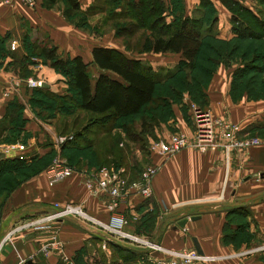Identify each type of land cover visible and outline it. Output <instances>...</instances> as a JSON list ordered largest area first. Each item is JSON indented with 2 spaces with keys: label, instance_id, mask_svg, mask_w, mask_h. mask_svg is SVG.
I'll return each mask as SVG.
<instances>
[{
  "label": "crops",
  "instance_id": "crops-1",
  "mask_svg": "<svg viewBox=\"0 0 264 264\" xmlns=\"http://www.w3.org/2000/svg\"><path fill=\"white\" fill-rule=\"evenodd\" d=\"M88 1L80 0L82 6ZM207 2L215 10L216 21L212 27L216 35L231 38L234 35L231 13L221 0H183L185 14L200 15L206 10ZM241 2L253 9L250 0ZM66 8L65 0H37L33 7L19 0L10 3L0 0V41L6 48L0 50V117L5 113L7 102L16 98L24 104V127L33 132L25 148L17 142L4 141L0 135V159L15 156L30 160L32 156H40L48 148L43 142L44 135L52 138L55 134L49 130L55 117L43 120L28 107L26 101L31 89L23 84L14 87L20 76L16 62L21 59L26 62L25 57L29 56L25 42L39 38L35 32L45 33L47 41L56 47L59 55L79 54L85 61L91 60L94 45L112 46L68 21ZM146 53L141 52V60L147 56L143 55ZM173 54L176 61L181 58L180 53ZM169 66L163 72L170 70ZM231 73L230 67L223 63L218 65L205 87L207 106L214 114L225 113L232 121L238 122L241 127L238 133L263 138L261 143L234 148L228 153L222 150L202 152L189 147L170 156L152 153V161L160 165L153 177L152 196L144 198L139 193H133L120 203L119 210L127 216L138 213L139 218H151L150 229L143 231L164 246L192 247L201 252L224 255L223 259L213 264H264V251H246L256 243L264 242V129L260 128L264 126V97L248 98L245 92L233 97L230 92ZM60 78V73L53 69L48 71L43 82L49 84V89L59 92ZM172 106L175 111L173 128L188 129V122L177 103ZM81 166L72 175L52 185L42 168L12 188L7 196L0 194V264H26L27 260L31 264H77L75 255L83 245L89 248L97 246H89L93 241L107 245L108 237L103 230L72 216L40 227L21 228L3 240L5 233L14 225L42 215L55 203H81L91 214L107 219L109 211L104 205V196L91 195L83 181L85 175L97 167L88 162H83ZM6 176L7 172L0 171V192L10 187ZM225 184L233 191V199L207 201L205 195L208 192L224 189ZM154 208L157 212L150 215ZM184 218L185 222L181 224ZM47 242L51 243V247L45 252L42 246ZM146 255L152 258L150 252Z\"/></svg>",
  "mask_w": 264,
  "mask_h": 264
},
{
  "label": "trees",
  "instance_id": "trees-1",
  "mask_svg": "<svg viewBox=\"0 0 264 264\" xmlns=\"http://www.w3.org/2000/svg\"><path fill=\"white\" fill-rule=\"evenodd\" d=\"M114 1L124 3L133 12V16L140 19L141 27L148 30V33L142 34L139 51L180 53L181 58L177 60L172 69L165 73L166 78L163 80H169L175 74L183 73L186 80L190 83L193 82L192 85L195 89L197 87L196 91L200 95H205L207 104V94L204 90L207 84L201 91L206 82L199 80V71H206L208 83L217 65L240 56L244 57V61L232 70L231 95L236 98L245 92L248 98L264 97V78L262 79L258 75L264 73L263 64L257 63L258 54H253L254 57L249 58L248 51L243 48V43H247L249 37H264V19H260L256 12L243 4L241 0H221L231 13V30L234 35L229 39L218 37L216 31L213 30L212 25L216 19L215 10L210 2L206 3V10H203L200 15H190L185 14L183 0H169V2L165 0ZM260 1L264 3V0ZM65 2L66 13L69 8L80 7L79 0H65ZM1 43L3 42L0 41V50L3 47ZM25 45L28 47L26 43ZM255 48L256 45L252 49L255 50ZM251 51L249 50V53ZM244 52H247V55ZM40 53L50 60V65L55 70L66 76L68 90L71 93L58 94L47 86H35L31 88L29 97L31 106L33 109L37 107L36 115L45 119L55 116L56 112L72 113L76 108L98 114L84 123L71 137L72 139L83 136L85 144L80 145L81 143L78 142L75 150L79 153L82 152L83 157L86 155L87 162L96 166L105 161L97 162L95 160L98 154L96 148L92 147L93 139L86 137L84 132H99L105 134L103 136L105 138L111 137L110 140L107 139L109 145H106V151L108 155L115 153L118 158L114 163L119 164L117 161H122L124 151L114 149V134L111 131L112 128H115V118L141 112V125L145 126L148 120L147 113L152 106L149 105L154 103L155 99L166 101L167 110H169V114H172V104L180 101L183 91H189V88L187 90L186 87L168 84V89L158 94L157 87L162 77H157L152 67L145 61L141 60L140 63L138 59L130 58L113 46L94 45L92 47L91 63L94 64L95 73L89 70L88 63L79 54L61 56L54 45L40 46ZM249 72L251 75H245ZM258 84H260V88ZM188 87L193 91L192 86ZM189 92L191 93V91ZM192 96L195 97L194 91ZM199 106L202 107L201 104ZM23 107L24 104L16 98L7 102L5 113L0 117V133L3 128L9 126L11 121L20 116L25 123V118L22 116ZM49 110L55 112L48 114ZM43 111L46 115H43ZM127 133H129L128 130ZM128 135L132 139L139 140V137H135L131 133ZM148 141L143 144L146 149ZM87 148L92 150V152L88 151L91 153L90 155L84 151ZM73 155L72 151L68 152L69 157L73 158ZM31 158L29 165L26 163L27 160L15 156L0 159L2 167L0 171L7 172L6 179L10 182L9 189L5 190V194L2 196H7L12 188L31 174L45 168L51 161V158L45 161L43 156L35 155ZM67 159L71 164L68 157ZM19 175L21 176L19 177ZM143 220L145 221L146 218ZM147 223V221L144 222L145 226ZM138 228L140 229L141 226L138 225ZM103 232L108 237L107 246L111 253L108 254L97 246L89 248L83 245L75 255L77 264H155L153 260L147 258L146 253L149 252V249L118 238L111 233Z\"/></svg>",
  "mask_w": 264,
  "mask_h": 264
},
{
  "label": "rangeland",
  "instance_id": "rangeland-1",
  "mask_svg": "<svg viewBox=\"0 0 264 264\" xmlns=\"http://www.w3.org/2000/svg\"><path fill=\"white\" fill-rule=\"evenodd\" d=\"M249 3L253 6V11L256 12V14L260 17V19H264V3L261 2L260 0H253V1L250 0ZM66 18L68 21H71L73 24L81 28L84 32L91 34L97 40H101L102 42H107L112 44L113 47L119 49L124 54L128 55L130 58L138 59L141 63V51H139V47L141 44V37L142 34L148 33V30L147 29L145 30L144 28L141 27L140 19L135 18L133 16V12H131L128 9V7L124 5V3H118L114 0H89L87 4L82 6L80 2L79 8L67 9ZM35 35H37V37H39L37 39L40 40L37 39L33 40L31 38L32 39L31 42L29 40L25 42L28 46L27 52L29 55L25 57L27 58V61L25 62L23 59H21L20 62H16L17 63L16 68L19 69L20 72V76L18 78L19 81L22 82L21 84L25 85L26 88H30V89L35 86L31 87L24 84L27 77L43 79L44 77H47L48 71L54 69L50 65V60L42 56V54L40 53V46H44V45L49 46L51 45V43L47 41V37L45 33L39 34L35 32ZM7 36L8 35H6V37ZM248 39L249 41L247 43L246 42L243 43L244 44L243 48H245L244 50L248 51V55L250 56L249 58L254 57L253 54L256 55L258 54L259 57L257 63L263 64L264 67V37L261 38L249 37ZM254 45H256L255 50L252 49ZM1 46H3L2 48L6 50L3 43H1ZM249 50L252 51L249 53ZM253 51L255 52L252 53ZM244 54L247 55V52H244ZM143 55H147V56H143L146 57V59L145 58L143 59L142 57V61H145V63L149 64L152 67L157 77L160 78L162 77L161 78L162 80L159 82L157 87L158 94L163 90L168 89L167 88L168 84L170 85L175 84L176 86L179 87H186L187 90L189 88V91H191L192 95L194 91L195 97H193L191 93L187 91L186 94L182 93L180 101L177 102L181 114L185 117L189 125L188 129L183 131H187V133H192L195 124L192 118V111L189 104L190 102H194L199 105L201 104L202 108H208L206 104L205 95L204 94L200 95V93L196 91L197 87L195 89L192 85L193 82L191 83L188 82L186 80V76L183 75V73L182 74L177 73L174 76H172L169 80H163L166 78V74L165 72H163L164 69H167L168 65L173 67L176 61L175 54L166 52V53L154 55L152 52L149 53L147 52L146 54ZM243 61H244V57L239 56L237 58H232L222 63L226 67H230L231 70H233L238 64H240ZM86 62L88 63L89 70L95 73L96 70L94 68V64L91 63V60L89 61L87 60ZM156 62H161V63L157 64ZM171 67L169 69H171ZM217 68L218 65L215 70H217ZM54 71L60 73L61 75L60 78L61 81L59 82V86L61 87V90L59 92L55 90L54 91L57 92L58 94L71 93V91L68 90L66 76L58 70L54 69ZM262 74H258V75L260 76V78L263 79L264 73ZM245 75H251V74L249 72V74H245ZM199 77H200L199 80L201 82H206L205 85L202 87L201 91H203V88L206 86V84L210 82L211 78L207 83L208 76L206 71L204 72L199 71ZM188 86H192L194 88L193 91ZM258 87L260 88V84H258ZM44 97L46 98V96ZM26 102L28 103V107L30 108L32 113L36 115L35 112L38 108L37 107L34 109L32 108L30 99H28ZM149 106H151V108L147 113L148 120L145 126L141 125V112L131 114L128 116L115 118L114 120L115 128H112L113 131H111V133L113 132L114 134L113 137L114 149L117 150L121 149L124 151L122 161H117L119 164L114 163L118 158L117 155L115 153L112 155H108V152L106 151L107 149L106 145H109L107 139L110 140L111 137L105 138L103 137L105 134L99 132L98 133L84 132V134H86V137L93 139L92 147L94 149L96 148V152L98 154V157L95 160L97 162H99L100 160L105 161V162L102 161V163H100V165L96 167L107 166L114 168L118 166H123L125 168V173L127 175L128 180H134L138 177L139 172H141V169L145 165L149 164L150 162H153L151 153L148 151V149L143 147V144L147 140H151L158 137H165L164 134L172 133L176 131L173 128V123H174L173 116L175 111L173 108V110H171V112L173 113L169 114V110H167V102L164 100L155 99L154 103L150 104ZM53 112L55 111H51V110L47 111L48 114H52ZM43 115H46L45 111H43ZM96 115L98 114L86 112L84 110L77 108L72 113L56 112L55 116H53L55 117L54 124L52 127H49V130L52 131L53 134L54 133L55 134L53 135L52 138H50L49 135H44L45 139L43 140V142L44 144H47L46 146L48 148L40 156H43L45 161H47L50 158L52 159L55 155L60 154L66 159L68 157L71 162V165L74 168H78L79 166L82 165L83 162H87L86 159L87 156L85 155V157H83L82 152L79 153L75 150V148H77L78 142L81 143L80 145L85 144V141L82 138L83 136L74 137L72 139L70 138V141H68L69 139H67L63 142H60V137L64 135L67 136L73 135V133L79 130L84 123H86L89 119L94 118ZM40 118L45 120V118H43L42 116ZM120 123H122V126H120ZM24 124H25L24 120H22L21 116L18 117L16 120L11 121L8 127L2 129V132L0 133L1 138L6 142H12V141L17 142L20 145H22L23 148H25L26 145H28L27 142L30 141L33 132L25 128ZM260 128L264 129V126H261ZM127 130L129 131V133H127ZM130 133L132 135H135V137L136 136L139 137V140L132 139L130 135H128ZM237 135L238 137L255 136V135H250L249 133H237ZM259 138L263 139L260 136ZM90 148L84 150L86 151L87 155L91 154L88 153V151L92 152ZM189 148L195 149L193 147H189ZM117 150L114 151L117 152ZM69 151H72L74 153L73 158L68 156ZM61 152L66 156L63 155ZM40 156L37 155V157ZM31 160L32 158L26 161L27 165H29V161ZM20 176L21 175H19V177ZM232 192L233 191L227 187V184H225L224 189H216L215 191L212 190L211 192H208L207 195H205V198L207 199V201H217V200L229 201L230 199H233L231 198ZM0 194L3 195L5 194V192H0ZM151 196L152 194L148 198H150ZM156 212L157 209L154 208L150 212V215H154ZM126 218H127V222L124 225L125 231L151 239V236L147 234L146 231H143L145 229H150L148 228L149 217H146L145 220L148 222L147 226H145L144 224L145 221L143 220V218H139L138 213H132L129 216L126 215ZM138 225L141 226L140 229L138 228ZM243 236L244 237L246 236L245 232ZM92 244H96L97 247H100L101 249L105 250L108 254L111 253L110 248L103 243L97 244L95 241H93L89 244V246ZM260 244L256 243L255 246L253 247H256ZM257 250L264 251L260 249Z\"/></svg>",
  "mask_w": 264,
  "mask_h": 264
},
{
  "label": "built area",
  "instance_id": "built-area-1",
  "mask_svg": "<svg viewBox=\"0 0 264 264\" xmlns=\"http://www.w3.org/2000/svg\"><path fill=\"white\" fill-rule=\"evenodd\" d=\"M12 2L13 0H4ZM23 4L33 7L37 0H19ZM22 82L15 81L14 85ZM43 83L41 78L27 77L24 84L27 86H40ZM194 120L192 133L176 130L165 137H158L148 141L147 149L152 153L163 156H170L185 147H193L198 151L222 150L228 153L234 148H245L261 143L258 136L238 137L237 133L241 129L238 122L232 121L225 113L214 115L210 109L202 108L194 102L189 104ZM72 135L60 137V142L70 139ZM8 149H5L7 151ZM160 165L150 162L145 165L139 175L134 180H128L123 166L107 167L100 166L87 173L84 177V185L91 195L104 196V205L109 211L107 219H102L88 212L81 203L66 202L54 204V207L38 217L25 220L10 228L4 235L3 240L9 238L15 231L24 227H40L57 221L63 217L72 216L91 226L97 227L107 233L135 243L146 249L152 254L151 260L155 264H213L224 258L218 253L201 252L192 247L174 248L164 246L161 243L144 237L129 233L124 230L127 222L126 215L119 210V205L129 195L139 193L147 198L152 194V181L155 174L159 171ZM76 171L65 157L60 154L55 155L48 165L44 168L45 175L49 184L61 181L72 175ZM51 243H44L42 249L47 252ZM264 250V242L260 245L249 248L246 251ZM159 253V255L153 254ZM14 264H24L17 262Z\"/></svg>",
  "mask_w": 264,
  "mask_h": 264
},
{
  "label": "water",
  "instance_id": "water-1",
  "mask_svg": "<svg viewBox=\"0 0 264 264\" xmlns=\"http://www.w3.org/2000/svg\"><path fill=\"white\" fill-rule=\"evenodd\" d=\"M42 85L44 86H48L49 84L47 82H43ZM185 222V218L181 220V224H183ZM26 264H31V262L29 260L26 261Z\"/></svg>",
  "mask_w": 264,
  "mask_h": 264
}]
</instances>
